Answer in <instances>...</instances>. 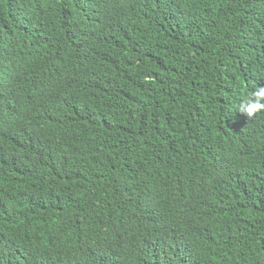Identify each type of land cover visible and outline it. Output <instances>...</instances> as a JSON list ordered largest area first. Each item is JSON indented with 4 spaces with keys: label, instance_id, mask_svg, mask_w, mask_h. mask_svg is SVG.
<instances>
[{
    "label": "trees",
    "instance_id": "1",
    "mask_svg": "<svg viewBox=\"0 0 264 264\" xmlns=\"http://www.w3.org/2000/svg\"><path fill=\"white\" fill-rule=\"evenodd\" d=\"M264 0H0V264H264Z\"/></svg>",
    "mask_w": 264,
    "mask_h": 264
},
{
    "label": "clouds",
    "instance_id": "2",
    "mask_svg": "<svg viewBox=\"0 0 264 264\" xmlns=\"http://www.w3.org/2000/svg\"><path fill=\"white\" fill-rule=\"evenodd\" d=\"M237 111L249 119L264 111V86H257L239 103Z\"/></svg>",
    "mask_w": 264,
    "mask_h": 264
}]
</instances>
